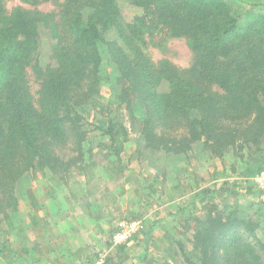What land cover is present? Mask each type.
Wrapping results in <instances>:
<instances>
[{"label":"trees","instance_id":"16d2710c","mask_svg":"<svg viewBox=\"0 0 264 264\" xmlns=\"http://www.w3.org/2000/svg\"><path fill=\"white\" fill-rule=\"evenodd\" d=\"M130 2L145 7L148 18L135 16L128 31L118 0H62L58 14L20 6L6 11L0 3V218L17 212L18 183L28 172L47 169L66 181L86 167L89 133L78 108L100 96L99 43L112 28L124 41V47L105 41L118 73L116 99L144 149L180 154L202 142L218 156L233 150L247 180L264 169V14L240 22L227 0ZM46 22L52 64L42 67L33 58L38 26ZM160 26L185 38L195 56L189 70L151 60L136 41L142 28ZM28 67L39 77L35 95ZM106 128L107 147L118 154L115 136L125 127L109 119ZM255 228L222 212L208 215L195 233L201 264H264Z\"/></svg>","mask_w":264,"mask_h":264},{"label":"rangeland","instance_id":"374dc122","mask_svg":"<svg viewBox=\"0 0 264 264\" xmlns=\"http://www.w3.org/2000/svg\"><path fill=\"white\" fill-rule=\"evenodd\" d=\"M61 1L0 0V3L6 11L20 6L58 14ZM227 1L240 22L249 15L264 14V0ZM118 4L120 23L127 31L135 16L148 18L145 7L135 6L130 0H118ZM38 31V46L33 59L45 67L52 64L50 54L53 39L47 22L39 24ZM116 33L114 28L104 31V41L99 43L102 58L99 68L101 85L96 105L90 103L78 108L89 133L84 143L86 167L80 171H71L68 177L62 178L66 181L47 169L28 172L23 176L18 183L17 212H13L9 219L0 218V250L7 244L16 250L23 248L22 240L17 238L26 234L32 236L31 203L40 207L44 219L49 214V200L54 202L52 206L62 202L63 194L60 191L59 197L50 199L48 196L49 189L58 184L68 187L72 200L66 203L71 208L79 207L81 210L82 205L85 207L90 204L86 211L81 210L82 213L76 210L82 215V221L86 218L88 223L84 227L89 243L84 253L87 255L79 264H90L102 251L107 255L117 251L116 247L119 246L112 245L111 235L117 222L122 219L138 218L143 221L144 228L133 240L143 235H147L148 239L155 237L152 239V251L160 250L162 255L165 253V257L154 260L157 264H201L195 233L205 224L208 215L217 212L252 221L256 224V238L264 243V190L252 178L247 180L240 176L244 162L233 150L218 156L212 154L202 142H195L180 154L143 148V138L134 126L128 110L118 104L116 99L118 73L105 42L116 39L124 47V41ZM140 33L142 38L136 41L151 60H167L181 70L192 67L195 56L184 37L172 35L161 26L142 28ZM27 76L30 89L35 95L39 77L31 67H28ZM160 87L164 89L163 85ZM135 115H140L139 110L135 111ZM109 119L117 125H123L126 130L116 133L118 154L108 149L110 141L103 133ZM243 153L247 154L248 150ZM43 207H47V210ZM77 214L75 217L79 218ZM87 217L97 222H90ZM53 231L59 232L56 228ZM251 237L248 238L253 240ZM57 241L62 242L60 239ZM26 244L31 246V243ZM28 246H24V249H29Z\"/></svg>","mask_w":264,"mask_h":264},{"label":"crops","instance_id":"0c3cea01","mask_svg":"<svg viewBox=\"0 0 264 264\" xmlns=\"http://www.w3.org/2000/svg\"><path fill=\"white\" fill-rule=\"evenodd\" d=\"M59 191L63 194L61 204L57 203L52 206L54 202L49 200V214L47 213L48 215L44 219L41 217L39 205L37 208L36 203H31L29 211L32 213L30 218L32 236L30 237L28 234L23 237L17 236V240H22L23 248L20 250L13 249L8 244L1 247L0 264H79L80 260L85 258L84 256L87 255L84 254L85 249L88 248L89 243L84 227L88 223L86 218L82 221L80 213H82L81 210L86 211L87 208H90V204L85 207L82 205L81 210L79 207L71 208L66 201L72 200V195L66 185L61 186L60 184L49 189V198L59 197ZM43 209L47 210V207H43ZM76 210H79L80 213ZM76 214L80 217H75ZM90 214L87 213V215L95 217ZM92 217H87L88 221L96 223L97 221ZM52 223L56 225L52 226ZM54 228L59 232L55 233ZM153 238L148 239L147 235H143L141 238L130 241L127 245L116 247L117 251L107 255L105 264H157V257L163 258L165 253L162 255L159 253L160 250L152 251ZM57 239L62 242L60 243ZM27 242L31 243V246H28ZM24 246H28L29 249H24ZM136 246L138 249H134ZM168 254L172 256V253Z\"/></svg>","mask_w":264,"mask_h":264},{"label":"built area","instance_id":"2783aa9c","mask_svg":"<svg viewBox=\"0 0 264 264\" xmlns=\"http://www.w3.org/2000/svg\"><path fill=\"white\" fill-rule=\"evenodd\" d=\"M257 186L264 190V169L252 177ZM144 228L143 221L138 218L122 219L117 222L111 235L113 246H122L132 241ZM107 253L102 251L90 264H105Z\"/></svg>","mask_w":264,"mask_h":264}]
</instances>
